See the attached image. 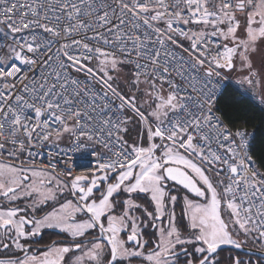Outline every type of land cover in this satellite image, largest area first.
I'll use <instances>...</instances> for the list:
<instances>
[{"label":"snow or ice","instance_id":"obj_1","mask_svg":"<svg viewBox=\"0 0 264 264\" xmlns=\"http://www.w3.org/2000/svg\"><path fill=\"white\" fill-rule=\"evenodd\" d=\"M0 264H264V0H0Z\"/></svg>","mask_w":264,"mask_h":264},{"label":"built area","instance_id":"obj_2","mask_svg":"<svg viewBox=\"0 0 264 264\" xmlns=\"http://www.w3.org/2000/svg\"><path fill=\"white\" fill-rule=\"evenodd\" d=\"M81 157L80 154L77 153L76 155L69 154L68 157H64L61 161V166H64L65 162L73 168H75L77 171L82 170V168L78 167L80 163ZM94 166V165H93Z\"/></svg>","mask_w":264,"mask_h":264},{"label":"flooded vegetation","instance_id":"obj_3","mask_svg":"<svg viewBox=\"0 0 264 264\" xmlns=\"http://www.w3.org/2000/svg\"><path fill=\"white\" fill-rule=\"evenodd\" d=\"M48 210H50V209H48ZM47 234H49V235H47ZM43 238L45 240L50 241L51 239H57L58 237H57V234L55 232H53L51 230H45Z\"/></svg>","mask_w":264,"mask_h":264},{"label":"trees","instance_id":"obj_4","mask_svg":"<svg viewBox=\"0 0 264 264\" xmlns=\"http://www.w3.org/2000/svg\"><path fill=\"white\" fill-rule=\"evenodd\" d=\"M47 235H49V234H47Z\"/></svg>","mask_w":264,"mask_h":264}]
</instances>
